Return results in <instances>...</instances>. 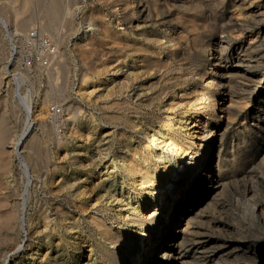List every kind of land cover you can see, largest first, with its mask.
<instances>
[{
    "label": "bare ground",
    "instance_id": "obj_1",
    "mask_svg": "<svg viewBox=\"0 0 264 264\" xmlns=\"http://www.w3.org/2000/svg\"><path fill=\"white\" fill-rule=\"evenodd\" d=\"M13 1L17 17L29 15L22 24L23 29L33 22L32 17L37 12L44 18L47 13L63 14L61 24L44 19L38 28L49 30L56 37L59 50L58 55L54 53L53 56L66 58L62 27L64 22L74 21L75 11L82 6L83 0ZM106 1H87L89 8L84 17L97 24L100 31L91 35L86 45L72 49L83 70L86 67L93 69V55L99 52L102 42H112L107 40L109 37L119 43L120 49L131 46L143 51L149 69L158 70L165 65L163 59L155 57L154 54L159 55L160 50L152 48L150 42L134 44L131 40V43H126L123 37L112 31L107 37L110 30L107 28ZM196 1L133 0V15L125 12L123 17L124 21H138L137 29L147 32L142 40L150 39L154 32L150 27L156 25V43L161 40L158 29L167 25L169 30L165 37L169 44L159 49L172 59L185 63L188 69L204 66L199 70L206 80L197 83L205 95H220L234 100L237 89L229 81L240 86L241 91L247 89L244 87L246 82H254L256 104L244 115L243 126L240 128L238 125L235 131L230 132L231 122L216 115L218 105L213 98L207 113L215 126L200 146L198 141H190L188 134L184 133L182 117L176 112L174 102L166 104L167 111H173V119H170L150 109H133L131 103L120 100L93 110L92 122L88 126L82 127L84 120L77 116L79 127L76 134L82 138L83 128L89 133L84 144L77 140V145L70 149L67 141L56 136L57 123L49 118L37 121L32 115L33 102L22 96V108L27 115L23 133L14 138L0 128V264L6 260L10 262L13 256L16 262L24 260L23 264L28 260L34 264H78L79 257L85 256L87 251L92 252V256H86L87 260L81 264H183L186 260L206 264L209 261L213 264H264V238L256 243L247 239L251 230L264 229V200H256L255 188L256 181L264 184V171L259 169L261 165L264 168V7L258 3L263 0H199L203 3L205 15L203 25H199L192 16H175L174 8L196 6ZM0 23L14 41L9 22L0 18ZM248 32L252 33L251 40L239 39L240 34ZM98 36H104V39L98 41ZM206 49L209 54L203 55ZM54 61L51 59L50 64ZM86 75L83 72L85 82L88 81ZM1 82L0 73V90ZM179 82L186 83L183 80ZM67 86L56 91L48 87L42 103H48L56 92L69 98ZM259 86L263 88L258 90ZM135 95L137 104L142 107L153 105L161 93L155 90L152 95H142L141 92ZM77 103L80 104L79 101ZM70 105L74 107V102ZM61 106L65 110V105ZM47 107H44L45 111ZM228 109L232 110L230 106ZM77 112L78 108H75L76 115ZM144 123L149 127L156 124L157 133L165 139L158 141L161 136L148 138L150 134ZM140 124L142 127L138 129ZM108 125H114L118 138L109 139L111 147L107 148L103 158L90 157L86 150L107 138L103 134L98 135L97 131ZM37 142H43L61 154L60 159L49 156L39 175H35L34 167L26 160L24 152L34 151ZM10 143L14 145L13 150L9 148ZM85 144L87 156H81V147ZM192 152L200 156L194 174L189 170H179L174 174L177 158L184 159ZM162 153L164 159L161 160L159 156ZM15 155L24 161V166L14 165ZM67 164L72 167L71 171H67ZM104 164L112 168L108 174L113 175L112 183L99 181L88 189L85 183L90 182L95 174L99 177L101 172L97 173V169ZM59 171L66 174L61 177L59 185L54 186ZM12 175L14 183L10 184L8 179ZM77 179L83 185L81 190H78L81 184H76ZM241 185L244 187L242 191L238 189ZM171 186L179 191L174 203L165 207L161 215L152 214L148 207L159 201L160 192L171 194ZM236 190L230 205L218 203L221 193ZM88 193L93 197L90 204L84 198ZM241 200L246 207L243 214L232 208ZM213 203L225 212L223 219H209L207 209ZM40 223H44L42 229L38 226ZM26 225L34 227V232H29L25 240ZM216 225H223L225 230L231 228L238 236L213 244L217 238L208 230ZM145 235L148 242L143 246ZM37 242L39 248L46 246L48 250V260L44 263H36L37 252L30 253ZM86 247L88 250H84ZM229 247L232 249L228 250ZM140 254L142 257L137 258Z\"/></svg>",
    "mask_w": 264,
    "mask_h": 264
},
{
    "label": "rangeland",
    "instance_id": "obj_2",
    "mask_svg": "<svg viewBox=\"0 0 264 264\" xmlns=\"http://www.w3.org/2000/svg\"><path fill=\"white\" fill-rule=\"evenodd\" d=\"M87 1L88 0H83L82 6L76 9L74 21L72 23L64 22L62 31L65 33V45H63V48L67 49L66 58H64L63 56H53L54 53L58 55L59 50L56 37L53 36L49 30L41 31L38 28L41 20L44 19L61 24L63 21L62 13V15L47 13L44 18L37 12L32 17L33 22L23 29L22 24L29 19V15L17 17L14 12V1L0 0V18L9 22L11 34L15 37V40L12 41L10 33L0 23V73L2 80V89L0 90V128L8 131L14 138H17L23 133L27 125V115L22 108V96L26 100H31L33 102L32 115L37 121L43 118H49L57 123L56 136L61 140L67 141L70 145V149H73V147L77 145V140L81 141V144H84L85 142L83 141H85L89 133L83 128L81 131V134H83L82 138L79 137V134H76L75 131L79 127L77 116L84 120L81 124L82 127L88 126L92 122L91 112L93 110L120 100H123L126 104L131 103L134 107L133 109L137 108L142 111H144V109H150L155 113L168 116L170 119H173V111L168 112L166 104L174 102L177 108L176 112H179V116L182 117L181 122L185 127L183 128L184 133L188 134L190 141H198L200 146H203L205 140L210 136V129L215 126V124L208 119L209 114L207 113L211 108L208 104H210L213 98L218 105L216 115L222 116L223 121L230 120V132L235 131L238 125L240 128L243 126V121L246 120L244 119V115L256 104V96H253V86L255 83L251 81L245 84L243 83L244 87L247 89L241 91L240 86L235 85L233 81H229L230 85H234L233 87L237 89L234 100H227L220 95L214 97L205 95V91H203L200 84L197 83L201 82V80L202 82L206 80V78H203L201 70H199V68L203 69L204 66L196 68L191 67L188 69L185 63H182L179 59H172L168 53L159 49L162 45L165 46L169 44L167 37H165L166 32L169 30L167 25H163L158 29L161 40L156 43V25L150 27V29L154 31L150 39L142 40L141 37L147 35V32L145 31L142 33L137 29L136 24L138 21L136 19L124 21L123 14L125 12L126 15H133L132 12L135 9L133 0L106 1L105 13L109 21L107 28L110 30L107 37L111 35L112 31L123 37L126 43H131V40H133L132 43L134 44H142V42L143 44H149L150 42L152 48L156 49L157 47L158 50H160L159 55L156 53L154 55L156 58L160 57L163 59L165 65H162L158 70L149 69L145 62L146 57L143 51L131 46L127 49H120L119 43L116 42L115 39L109 37L107 40L112 42L110 44H104L106 40L102 42L103 44L99 52L93 55L95 60V62H93V69L86 67L84 68L85 70H83V67L79 64L77 56L72 49L77 45H86L90 36L100 31L97 24L84 17V13L89 8ZM196 2H198L196 6L190 5L184 8H174L176 11L175 16L181 15L184 18L192 16L197 19L199 25H203L205 20L203 3L201 4L199 0ZM258 3L261 7H264V0ZM29 33L31 34L29 35ZM102 39H104V36L97 37L98 41ZM239 39L249 41L252 39V33L240 34ZM15 46L17 47L16 54H14ZM136 47H139V45H136ZM202 54L208 55L209 53L206 49ZM107 55H110L109 59H107ZM51 59L55 60L52 64H50ZM83 72L87 73L86 77H88V81L86 82L82 76ZM181 80L186 81V83L181 84L179 82ZM65 85H68L69 98L58 95L56 92L50 97L48 103H42V99L48 87H53L56 91L59 88L62 89ZM261 88L263 87L259 86L257 89L259 90ZM208 89L209 88H207V90ZM155 90L156 92H160L161 95L160 99L156 100L153 105L140 107L137 104L136 92H141L142 95H145V93L152 95ZM77 101H79V105ZM71 102H74V107H71ZM62 104L65 105V110L61 106ZM51 105L52 107H50ZM57 105L59 106L56 108ZM45 106H48L46 111L44 110ZM229 106L232 110L228 109L227 111V107ZM75 108H78L77 115L74 113ZM134 120L138 121V119L135 118ZM143 126L148 128L147 131L150 134L148 138L161 136L158 141L165 139L161 134L157 133L156 124L155 126L149 127L144 123ZM141 127L142 124H140L138 129ZM97 134H103L107 138L95 144L94 148L90 147L86 151L90 157L101 159L106 155L107 148L111 147L109 139H117L118 134L114 125L103 127L100 131H97ZM200 135L202 136L200 137ZM166 136L170 138L169 135ZM76 137H78V139ZM132 141L135 142L134 139ZM171 146L172 145H170L169 148H171ZM85 147L86 144L84 147H81L83 148V150L80 151L81 156H87L84 152ZM9 148L13 150L14 145L10 143ZM54 150V148L52 150L49 149L43 142H37V147L34 151H24L26 160L34 167L35 175H39L43 172V167L49 159V156L53 159L61 158V154ZM170 151L174 153L171 149ZM159 158L161 160L164 159V153H162ZM199 158L200 156L197 152L186 155L184 159L178 157L177 165L174 167V174H177L179 170H189L190 174H194L198 167L197 161ZM13 159L16 167L20 168L24 166V161L20 160L17 155H15ZM105 165L106 164L102 167H98L97 173L101 172L98 174L99 177L95 174L90 182L87 181L85 183L88 189H91V187L99 181L113 180V175H108L109 172L112 171V168L105 167ZM190 166L193 168H189ZM261 166L262 167H259V169L264 171L263 165ZM67 167V171H71L72 167L70 164H67ZM64 174H66L65 171L58 172L54 179V186L59 185L61 182L60 179ZM78 180L79 179L76 181L77 185H79V183L81 184V181ZM8 181L10 184H13L14 176H10ZM111 181L109 184L112 183ZM120 185L121 182H119L118 188ZM239 187L238 189H240V191L244 189L243 185ZM170 188H172L171 194L160 192L158 196L159 201L154 202L148 207V210H150L152 214L161 215L165 207L174 203L179 191L172 186ZM255 188L256 200H264V184L260 181H256ZM81 189H83L82 184L78 190ZM236 192L237 190L235 192L224 191L217 198L218 203L230 205L231 199L233 195L235 196ZM116 195L119 196L118 192H116ZM236 196L240 197L239 194H236ZM84 198L89 200H87L89 204L93 200V197H91L89 193L84 194ZM232 208L239 214H243L246 207L244 201L241 200L238 206H233ZM207 215H209V219H223L225 212L221 210L217 204L213 203L207 209ZM206 223H209V220L206 221ZM38 226L42 229L44 223H40ZM225 229L223 225L209 227V233L214 238H217L214 240L213 244L217 245L225 239H229L230 236H238L235 230L231 228H229L230 230ZM33 230L34 227L30 228V225H26L24 228L25 240L27 239V234L29 232L33 233ZM247 234L249 235L247 239L252 243H256L264 238V229L258 228V230H251V232ZM41 235H43V232ZM82 236L84 237V235ZM82 236L81 239H83ZM146 237L145 235L142 241L143 246L148 242V237ZM39 247V242L35 243L30 253L37 252L36 263H44L48 260L46 256L48 250L46 246L42 249ZM229 249L231 250L232 247H229L228 250ZM84 250H88V248L86 247ZM86 256H92V252L87 251L85 256H80L77 263L81 264L84 260H87ZM13 257L10 259V262L6 260L4 264H23L24 260L16 262ZM141 257L142 255L140 254L137 258ZM207 263L213 264L211 261ZM26 264L34 263H30V260H28ZM183 264L206 263H189L186 260Z\"/></svg>",
    "mask_w": 264,
    "mask_h": 264
}]
</instances>
